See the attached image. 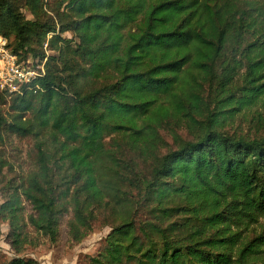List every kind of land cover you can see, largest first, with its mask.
Masks as SVG:
<instances>
[{
	"label": "trees",
	"instance_id": "obj_1",
	"mask_svg": "<svg viewBox=\"0 0 264 264\" xmlns=\"http://www.w3.org/2000/svg\"><path fill=\"white\" fill-rule=\"evenodd\" d=\"M0 35L20 60L46 58L37 88L0 92V145L32 139L28 170L6 174L0 155V236L6 223L17 254L30 229L55 243L66 213L74 243L116 219L91 264L261 252L264 0H0ZM259 102L252 132L228 130ZM170 119L190 138L159 153ZM0 264L39 262L0 250Z\"/></svg>",
	"mask_w": 264,
	"mask_h": 264
},
{
	"label": "rangeland",
	"instance_id": "obj_2",
	"mask_svg": "<svg viewBox=\"0 0 264 264\" xmlns=\"http://www.w3.org/2000/svg\"><path fill=\"white\" fill-rule=\"evenodd\" d=\"M26 15L28 13L24 11ZM70 37L69 33L64 34ZM264 103V102H263ZM261 102L256 107L246 109L241 114H237L232 120L228 121L227 128L230 131H244L252 132L251 116L252 113L258 108L263 110ZM7 112V109L4 108ZM172 129V130H170ZM176 132L179 137L189 139L190 135L187 129L182 125V122L175 119H170L161 128L159 133L162 138L160 147L157 149L159 153L172 149L176 146L177 141L175 136L172 135ZM32 139H19L15 136H8L3 145H0V155L11 166L4 169L5 173L13 176L28 170L33 162ZM13 170V172H12ZM2 192L0 190V201ZM29 205H26V213H30ZM70 214L66 213L62 216L58 226V238L55 243L50 242L44 236L35 233L32 229L29 230L32 243L27 244L23 251L17 254L10 244V239L7 236L6 223L1 224L0 236V250L1 253L7 258H12L16 255L31 257L39 262V264H91L89 257L95 255L101 245L103 239L111 230V226L116 222V219H104L99 217L94 223L92 231L79 243H74L70 240L68 235V221ZM260 223L264 225V216L260 218ZM256 232L261 230L259 224L254 225ZM250 264H264V245L259 254L250 259Z\"/></svg>",
	"mask_w": 264,
	"mask_h": 264
},
{
	"label": "built area",
	"instance_id": "obj_3",
	"mask_svg": "<svg viewBox=\"0 0 264 264\" xmlns=\"http://www.w3.org/2000/svg\"><path fill=\"white\" fill-rule=\"evenodd\" d=\"M50 35H48L49 37ZM48 43L43 44L47 51ZM45 61L31 63L20 60L8 45V39L0 35V92L23 94L28 89L38 87V80L45 75Z\"/></svg>",
	"mask_w": 264,
	"mask_h": 264
}]
</instances>
